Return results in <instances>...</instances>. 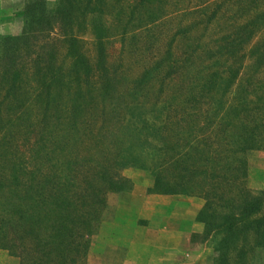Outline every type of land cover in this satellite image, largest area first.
I'll return each instance as SVG.
<instances>
[{"label": "trees", "instance_id": "obj_1", "mask_svg": "<svg viewBox=\"0 0 264 264\" xmlns=\"http://www.w3.org/2000/svg\"><path fill=\"white\" fill-rule=\"evenodd\" d=\"M19 15L20 33L0 36V248L19 264H81L107 195L131 187L125 167L150 173V193L204 198L195 219L203 239L221 233L214 264L264 247V192L241 183V155L264 151V0H26ZM88 15L93 61L77 33ZM166 23L123 84L110 41Z\"/></svg>", "mask_w": 264, "mask_h": 264}, {"label": "rangeland", "instance_id": "obj_2", "mask_svg": "<svg viewBox=\"0 0 264 264\" xmlns=\"http://www.w3.org/2000/svg\"><path fill=\"white\" fill-rule=\"evenodd\" d=\"M25 2L26 0H0V36L9 34L16 35L20 33L22 19L19 12L23 9ZM48 2L53 5V0H48ZM168 5H170V2H168ZM98 18L102 21L105 19L106 21H111L109 15H101ZM91 22L92 15H88L87 19L82 24L83 26H80L77 30V33L83 41L82 46L85 54L91 59V61H93L95 57V40L88 27ZM219 23L222 24L223 21L215 20L213 22L209 29L211 34L215 35L217 31H219ZM174 24L175 23H166L162 27H155L154 31H152L153 35L149 36L150 38H146L142 35L135 38H126L123 44L119 41V37H115L110 41L108 45L109 62L114 66L119 67L122 75H124L123 84H128L129 79L137 76L145 63H147L150 57H152V54L150 53L151 47L149 49L147 48L151 38H158L160 37L159 35H161L162 37L159 38V41L164 43L165 39L171 35V29ZM259 36L257 35V37ZM50 37H59V30L57 27L50 32ZM184 45L185 41L183 39L177 41L173 47V52L177 54L176 52L182 50ZM143 46L146 48H143ZM60 51L62 55L63 49ZM68 62L69 61L66 60V63ZM248 62L249 61L246 60L245 63ZM241 157L245 164V174L241 179L242 185L247 187L253 193L264 192V151H247L242 154ZM120 174L130 179L131 187L127 191L109 193L107 195V208L104 210L101 225L98 231L92 236L87 255L81 264H98L101 261H113L115 263L114 258L116 257V254H120L119 252L116 253V247H119V245L126 247V244L123 242L128 235L134 231V228L136 230L140 227L144 229L148 226L150 221L152 222L150 224L156 226L154 220L159 219L158 217H161V215L170 218L172 217L170 221L171 226L182 227L189 223L186 219L190 216V211L198 206L200 199L203 204L205 202L204 198L201 196H168L160 194V197H155L153 195L155 193L148 192V188L152 186V176L149 172L136 167L122 168ZM130 193H133L134 195V198H132L134 201L131 200L128 202L131 214L128 213L129 215H127L125 219L120 220L118 213L120 209L127 206H125L124 199H127L126 195ZM186 197H193V199L188 201ZM142 205L147 207H144V209L147 210V214L151 217V219H146L147 221L144 220L145 218H143V220H137L138 210ZM154 205L155 208L150 209V206L152 207ZM203 232L204 226L201 231H187L182 235L183 240H181L180 243L182 251L175 257V264L215 263L214 257L219 246L221 233H214L208 238L203 239ZM116 236L120 238V241L122 242L116 243ZM12 257L17 260L13 259L11 264L20 263L18 257ZM228 259L232 264H236V261L240 262V260L236 258V252H232ZM170 261L174 262L172 260ZM241 264H264V247H258L248 251L245 258L241 261Z\"/></svg>", "mask_w": 264, "mask_h": 264}, {"label": "crops", "instance_id": "obj_3", "mask_svg": "<svg viewBox=\"0 0 264 264\" xmlns=\"http://www.w3.org/2000/svg\"><path fill=\"white\" fill-rule=\"evenodd\" d=\"M153 195L155 197H160V194ZM126 196L127 199H124V203L125 206H127L120 209L118 213L120 220L125 219L127 215H129L128 213H130L131 209L129 208L128 202L131 200L134 201V199H132L134 198L133 193ZM186 198L188 201L193 199V197ZM202 204L203 203L200 199L198 206L194 210L190 211V216L186 219L189 223L182 227L171 226L170 221L172 217L170 218L161 215V217H158L159 219L154 220L156 226L150 224L152 223L150 221L148 226L144 229L140 227L136 230L134 228V231L131 232L123 242L126 244V247H123L122 245L116 247V253L119 252L120 254H116V257L114 258L115 263L113 261H101L98 264H175V257L182 251L180 248L181 240H183L182 235L187 231L196 232L202 230L203 224L195 219L198 210L202 207ZM144 207L146 206L142 205V207L138 210L137 220H143V218H145L144 220L151 219ZM151 208H155V205L152 207L150 206V209ZM115 241L116 243L122 242L117 236L115 237ZM13 259L17 260L6 250L0 249V264H11ZM170 260L174 262H171Z\"/></svg>", "mask_w": 264, "mask_h": 264}]
</instances>
